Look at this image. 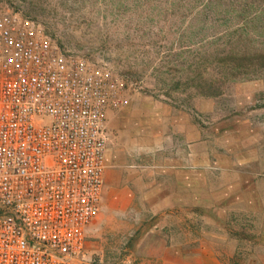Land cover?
Returning <instances> with one entry per match:
<instances>
[{
	"label": "rangeland",
	"instance_id": "374dc122",
	"mask_svg": "<svg viewBox=\"0 0 264 264\" xmlns=\"http://www.w3.org/2000/svg\"><path fill=\"white\" fill-rule=\"evenodd\" d=\"M107 68L146 134L74 264H264V0H0ZM173 120H163L167 109ZM169 111L171 112V110ZM141 124V121H140Z\"/></svg>",
	"mask_w": 264,
	"mask_h": 264
},
{
	"label": "built area",
	"instance_id": "2783aa9c",
	"mask_svg": "<svg viewBox=\"0 0 264 264\" xmlns=\"http://www.w3.org/2000/svg\"><path fill=\"white\" fill-rule=\"evenodd\" d=\"M122 81L0 9V264H74L102 202Z\"/></svg>",
	"mask_w": 264,
	"mask_h": 264
},
{
	"label": "crops",
	"instance_id": "0c3cea01",
	"mask_svg": "<svg viewBox=\"0 0 264 264\" xmlns=\"http://www.w3.org/2000/svg\"><path fill=\"white\" fill-rule=\"evenodd\" d=\"M159 106L156 105L147 114L145 121L149 126H144L142 120L138 119L140 109L138 103L131 102L124 109L105 113V126L108 135L106 168L103 172V193L117 191L123 184V171L134 169L136 166L130 160L137 147L142 145V139L146 134L153 136L159 117ZM167 109L163 120H173L171 113ZM141 121V124H140ZM133 162V161H132Z\"/></svg>",
	"mask_w": 264,
	"mask_h": 264
}]
</instances>
